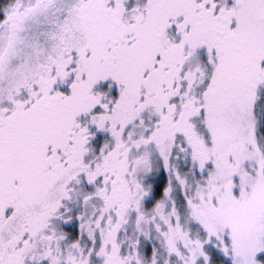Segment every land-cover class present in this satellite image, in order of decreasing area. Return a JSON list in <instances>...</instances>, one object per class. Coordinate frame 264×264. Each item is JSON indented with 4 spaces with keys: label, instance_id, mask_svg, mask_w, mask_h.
Returning a JSON list of instances; mask_svg holds the SVG:
<instances>
[{
    "label": "snow or ice",
    "instance_id": "obj_1",
    "mask_svg": "<svg viewBox=\"0 0 264 264\" xmlns=\"http://www.w3.org/2000/svg\"><path fill=\"white\" fill-rule=\"evenodd\" d=\"M0 264H264V0H0Z\"/></svg>",
    "mask_w": 264,
    "mask_h": 264
}]
</instances>
